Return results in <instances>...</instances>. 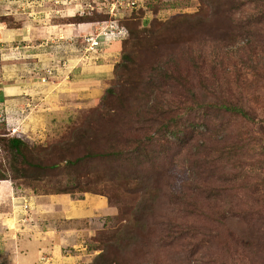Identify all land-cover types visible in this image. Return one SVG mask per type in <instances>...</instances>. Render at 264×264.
<instances>
[{"label":"rangeland","instance_id":"obj_1","mask_svg":"<svg viewBox=\"0 0 264 264\" xmlns=\"http://www.w3.org/2000/svg\"><path fill=\"white\" fill-rule=\"evenodd\" d=\"M0 117V264H264V0H0Z\"/></svg>","mask_w":264,"mask_h":264},{"label":"crops","instance_id":"obj_2","mask_svg":"<svg viewBox=\"0 0 264 264\" xmlns=\"http://www.w3.org/2000/svg\"><path fill=\"white\" fill-rule=\"evenodd\" d=\"M16 90V87L5 90L4 97L16 95ZM29 204L32 208L35 206V210L39 213L38 216H40L39 219H41H38L39 221H43V219L44 221H46V217L55 213L54 215L60 216V221L63 220V218H66L73 223L74 226L72 229L64 230V233L61 234L62 239L59 246L61 249L65 246H75L78 242L79 237L85 232L83 231L84 229L78 228L79 222L82 221V217H80V209L77 208L80 206L76 205L77 203L69 195L59 194L35 196L33 198H30ZM106 210L109 211V208ZM44 224L50 230L40 231L39 233L41 237H39V239L34 242V246L36 247L39 245L41 247L40 249L49 250L48 246L50 245L52 238L54 237V235L58 234L59 231L55 228V226V230H53L49 225H47L46 223ZM56 239H59V237L57 236ZM54 244L59 245L58 241H54Z\"/></svg>","mask_w":264,"mask_h":264},{"label":"built area","instance_id":"obj_3","mask_svg":"<svg viewBox=\"0 0 264 264\" xmlns=\"http://www.w3.org/2000/svg\"><path fill=\"white\" fill-rule=\"evenodd\" d=\"M110 25L108 28H107V31L111 34H115L117 37H119V39H122L126 32H125V29L122 28V27H118L116 23H114V21H110V23L108 24ZM107 25V26H108ZM106 32V31H105ZM91 41V46L92 48L93 47H96V46H99V41H98V36L94 35L93 37H91L89 39ZM1 117H0V122H1Z\"/></svg>","mask_w":264,"mask_h":264},{"label":"trees","instance_id":"obj_4","mask_svg":"<svg viewBox=\"0 0 264 264\" xmlns=\"http://www.w3.org/2000/svg\"><path fill=\"white\" fill-rule=\"evenodd\" d=\"M12 147L15 148V151H19V146L23 143L21 140L13 138L10 140Z\"/></svg>","mask_w":264,"mask_h":264}]
</instances>
